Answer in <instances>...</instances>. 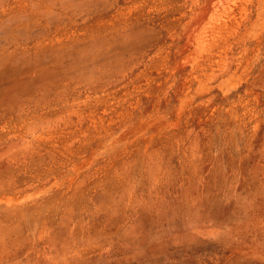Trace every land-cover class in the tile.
<instances>
[{"label":"rangeland","instance_id":"374dc122","mask_svg":"<svg viewBox=\"0 0 264 264\" xmlns=\"http://www.w3.org/2000/svg\"><path fill=\"white\" fill-rule=\"evenodd\" d=\"M0 264H264V0H0Z\"/></svg>","mask_w":264,"mask_h":264}]
</instances>
